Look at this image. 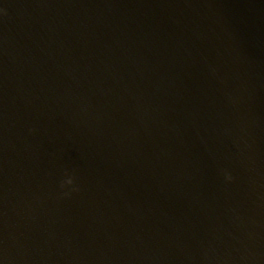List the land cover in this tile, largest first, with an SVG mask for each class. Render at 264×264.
Segmentation results:
<instances>
[{
    "label": "water",
    "instance_id": "1",
    "mask_svg": "<svg viewBox=\"0 0 264 264\" xmlns=\"http://www.w3.org/2000/svg\"><path fill=\"white\" fill-rule=\"evenodd\" d=\"M0 264H264V0H0Z\"/></svg>",
    "mask_w": 264,
    "mask_h": 264
},
{
    "label": "clouds",
    "instance_id": "2",
    "mask_svg": "<svg viewBox=\"0 0 264 264\" xmlns=\"http://www.w3.org/2000/svg\"><path fill=\"white\" fill-rule=\"evenodd\" d=\"M72 182H73L72 176H68L64 180L61 181V186H63L64 184H71Z\"/></svg>",
    "mask_w": 264,
    "mask_h": 264
}]
</instances>
